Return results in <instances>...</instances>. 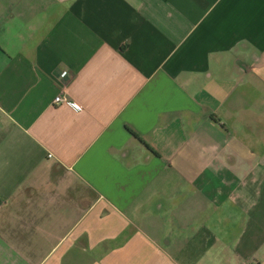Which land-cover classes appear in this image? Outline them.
Here are the masks:
<instances>
[{
    "label": "crops",
    "instance_id": "obj_1",
    "mask_svg": "<svg viewBox=\"0 0 264 264\" xmlns=\"http://www.w3.org/2000/svg\"><path fill=\"white\" fill-rule=\"evenodd\" d=\"M0 264H264V0H0Z\"/></svg>",
    "mask_w": 264,
    "mask_h": 264
},
{
    "label": "built area",
    "instance_id": "obj_2",
    "mask_svg": "<svg viewBox=\"0 0 264 264\" xmlns=\"http://www.w3.org/2000/svg\"><path fill=\"white\" fill-rule=\"evenodd\" d=\"M67 74H68L67 71H63L61 73V76L65 77V76H67ZM54 102L57 103V104H66V105L71 107L76 112H80L83 109V106L80 103H78L77 101H74L72 99H69V98H67V97H65L64 95H61V94H59V95H57L55 97Z\"/></svg>",
    "mask_w": 264,
    "mask_h": 264
},
{
    "label": "trees",
    "instance_id": "obj_3",
    "mask_svg": "<svg viewBox=\"0 0 264 264\" xmlns=\"http://www.w3.org/2000/svg\"><path fill=\"white\" fill-rule=\"evenodd\" d=\"M135 134V133H134Z\"/></svg>",
    "mask_w": 264,
    "mask_h": 264
}]
</instances>
